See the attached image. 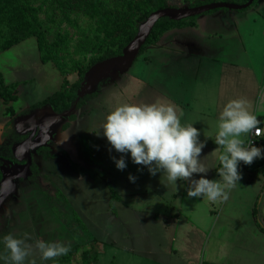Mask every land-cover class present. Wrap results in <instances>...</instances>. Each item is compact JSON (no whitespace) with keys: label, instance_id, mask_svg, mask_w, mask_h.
Listing matches in <instances>:
<instances>
[{"label":"rangeland","instance_id":"1","mask_svg":"<svg viewBox=\"0 0 264 264\" xmlns=\"http://www.w3.org/2000/svg\"><path fill=\"white\" fill-rule=\"evenodd\" d=\"M167 1L173 7H189L195 0ZM33 2L38 9L47 50L54 54L72 81L78 77L77 70L95 56L96 44L103 39L119 40L118 36L112 35L113 15L121 17L123 27H131L135 14L133 7H144L143 0ZM247 10L264 12V0H256L248 9H220L222 12ZM37 52L35 38H29L0 53V72H4L9 81L21 83L16 101L4 103L0 99V155L10 156L15 142L21 138L15 131L16 121L30 115L33 104L59 89L58 71L51 64L41 66ZM141 57L142 54L126 72L112 74L95 97L75 109L73 118L60 117L51 126L48 148L40 153L33 150L32 174L18 180L15 191L0 199V237L11 233L20 238L28 234L32 240H60L69 244L68 253L56 257L55 264H84L82 253L92 246L99 250L100 264L261 262L264 258L263 188L257 196L255 218L249 215L243 202L251 195L249 188L235 193L237 200L233 195L215 202L188 198L187 181L169 184L161 173L151 175L146 166L132 163L129 154L114 149L109 151L106 138L95 134L100 132L105 115L117 107H112V101H99L102 90L135 71ZM52 77H56L54 82ZM262 97L264 99V95ZM262 97L259 107L264 106ZM121 100L118 103L121 104ZM258 100L254 98L251 113L257 110ZM259 107L258 116L261 113ZM217 147L202 149L200 154V158L206 156L204 162L209 167L206 178L210 180L219 179L212 164L216 156L211 154ZM46 151L53 157L45 159L43 153ZM121 155L126 167L118 170L112 157L119 159ZM263 159H254L250 165H245L241 176H247ZM74 167L104 171L120 195L112 209H109L110 192L106 182L78 174ZM129 175L135 180L130 181ZM201 175L205 174H193L192 178L198 179ZM0 255H7L2 244ZM33 256L39 264V253L35 249Z\"/></svg>","mask_w":264,"mask_h":264},{"label":"crops","instance_id":"2","mask_svg":"<svg viewBox=\"0 0 264 264\" xmlns=\"http://www.w3.org/2000/svg\"><path fill=\"white\" fill-rule=\"evenodd\" d=\"M259 12L217 11L202 14L196 19L194 27L165 32L156 44L147 47L134 73L125 74L118 83L104 87L103 98L100 97L99 101H112V107L142 102L171 104L182 124L193 123L200 130L199 140L205 142L203 149H206L216 147L213 141L215 122L227 101L243 98L250 112L254 98H259L253 114L261 121L258 126L264 131V106L259 107L264 95V12ZM36 45L38 49L37 40ZM37 61L41 66L51 64L41 62L39 49ZM2 74L6 84L13 83L14 80L9 81L5 73ZM59 75L58 90L63 82V77ZM53 78L56 77H52L54 82ZM68 80L72 83L76 79ZM109 93L112 94L106 96ZM120 99L121 104L118 103ZM258 107L261 110L259 116ZM204 132L209 137H205ZM248 137L242 134L241 138L246 141ZM212 164L217 173L218 159H213ZM243 168L238 172L241 173ZM263 187L264 179L250 180L248 173L229 190L228 197L234 196L240 189L249 188L251 195L247 201L242 200L249 215L253 216L252 210ZM256 264H264V258Z\"/></svg>","mask_w":264,"mask_h":264},{"label":"clouds","instance_id":"3","mask_svg":"<svg viewBox=\"0 0 264 264\" xmlns=\"http://www.w3.org/2000/svg\"><path fill=\"white\" fill-rule=\"evenodd\" d=\"M247 101L243 98L227 101L220 110L215 122L214 143L218 147L211 153L216 156L219 179L206 178L209 167L205 157L200 158L204 141L199 140L200 130L193 123L182 124L176 109L171 104H123L109 111L101 124L97 135H103L109 144V151L114 149L121 154H129L132 163L147 167L151 175L158 172L169 184L178 180L188 182V198H206L210 202L217 199L227 200L229 190L241 179L238 164L250 165L254 159L264 158L261 147L248 139L247 144L242 134L260 135L261 123L257 116L249 112ZM205 137H209L204 132ZM218 151V155H217ZM208 156V155H207ZM115 167H126L124 156L112 157ZM193 174L201 175L194 179ZM129 180L135 177L129 175ZM162 183V181H161ZM7 255H0L3 264H37L33 250L39 253V264H46L55 258L66 255L70 245L60 240H32L31 236L15 237L11 233L0 237Z\"/></svg>","mask_w":264,"mask_h":264},{"label":"trees","instance_id":"4","mask_svg":"<svg viewBox=\"0 0 264 264\" xmlns=\"http://www.w3.org/2000/svg\"><path fill=\"white\" fill-rule=\"evenodd\" d=\"M219 1V0H218ZM223 2H233L237 4H245L249 0H221ZM144 7L139 8L137 6L133 7L135 11L134 17L132 19L133 25L125 26L122 25L121 17L113 15V29L112 35L118 36L119 40L117 42H110L108 40H101L97 46H95L96 54L91 58L87 64H84L81 68L77 70L78 77L74 82L68 80V74L66 70L62 67L60 62L55 58L54 54H51L47 50L46 43L44 42V36L41 34V28L38 21V9L34 6L33 0H0V53L4 52L13 46L29 39L35 38L37 40L40 60L42 63H51L52 66L59 71L63 77V82L60 90L52 93L47 96L44 100L33 104L32 109H39L44 106H49L54 113H62L70 109L76 102L78 98V92L81 88V84L84 81L85 74L88 69L104 59L120 55L123 48L135 37L138 26L143 22L152 12L167 8L173 7L168 3L167 0H143ZM217 2L216 0L210 1H200L195 0L190 3L189 7H195L207 3ZM256 3V0L253 1L252 7ZM246 8V9H248ZM220 11V9H215L204 14L214 13ZM199 16H194L191 18L175 21L170 20L169 18L160 19L155 26L153 27L149 37L147 38L145 44L142 46L139 56L143 54L147 47L150 45L156 44L161 36L175 28H184V27H194L196 25V19ZM101 82L96 91L92 94L86 95L84 98L79 99L76 104V110L80 109L87 101L95 97L100 90V86L106 82ZM20 82H13L6 84L4 81L3 74L0 72V99L4 103L14 102L18 99L19 86ZM75 115L72 113L69 117L73 118ZM66 126H64L65 128ZM5 135V134H4ZM260 147L264 142V136L259 139ZM47 146H41L37 151L46 150ZM45 159L52 158L53 155L49 154L48 151L43 153ZM219 162L216 166V169L219 168ZM34 168H32L33 171ZM76 173L81 175H89L91 178H101L103 179L110 192V203L109 209H112L113 202L120 200V195L116 192L113 185L107 180L106 174L102 170L98 169H85V168H76L74 167ZM264 178V161L256 165L252 170L249 171V179L253 178ZM1 178V173H0ZM264 188V187H263ZM257 202L253 209V216L256 217ZM99 250L96 246H92L90 249L82 253V258L84 264H100L98 261ZM202 264H217L213 262H202Z\"/></svg>","mask_w":264,"mask_h":264},{"label":"water","instance_id":"5","mask_svg":"<svg viewBox=\"0 0 264 264\" xmlns=\"http://www.w3.org/2000/svg\"><path fill=\"white\" fill-rule=\"evenodd\" d=\"M254 0H249L245 4H237L233 2H212L195 7H167L152 12L138 26L135 37L123 48L122 53L97 62L91 66L85 74L84 81L78 92V98L75 104L62 113H54L49 106L37 109L28 116L19 118L16 121L18 131L23 133L24 126L32 131L31 136L23 142L17 143L13 148V155L20 159V153L26 157L28 162L24 166L9 167L4 169L0 186V199L3 200L14 189V180L16 178H27L30 175L31 151L42 145H46L51 140L50 128L60 118L70 116L76 108L79 99L96 91L98 85L108 79L114 73L126 72L139 56L142 46L145 44L155 24L162 18L170 20H183L194 16H200L206 12L215 9H231L243 10L251 6ZM38 130L37 136L33 139L35 132Z\"/></svg>","mask_w":264,"mask_h":264},{"label":"flooded vegetation","instance_id":"6","mask_svg":"<svg viewBox=\"0 0 264 264\" xmlns=\"http://www.w3.org/2000/svg\"><path fill=\"white\" fill-rule=\"evenodd\" d=\"M37 109H33L29 114H31V113H33V112H35ZM23 130H24V132H26V133H21V132H19L18 131V128H17V126H16V123H15V131L17 132V133H19L20 134V136H21V138H20V140H18L17 142H15L16 144L17 143H20V142H23L24 140H26V139H28L30 136H31V134H32V131L31 130H28L27 129V127H23L22 128ZM37 134H38V130L35 132V134H34V136L32 137L33 139L37 136ZM48 144V143H47ZM47 144L46 145H42V146H47ZM15 145V144H14ZM41 147V146H40ZM40 147H38L35 151H37ZM13 148H14V146H13ZM33 152L34 151H31V165H30V174H32V168H33V164H34V161H33ZM21 158L20 159H17L14 155H13V150H12V154H10V156L9 155H4V154H2V155H0V173H1V178H0V184H1V181H2V177H3V171H4V169H6V168H9V167H17V166H24V165H26L27 164V162H28V160H27V158L25 157L24 158V155L22 154V153H20V155H19ZM18 180H21V178H16L15 180H14V189H13V191H12V193L15 191V185H16V182L18 181ZM1 186V185H0ZM7 198V197H6Z\"/></svg>","mask_w":264,"mask_h":264},{"label":"built area","instance_id":"7","mask_svg":"<svg viewBox=\"0 0 264 264\" xmlns=\"http://www.w3.org/2000/svg\"><path fill=\"white\" fill-rule=\"evenodd\" d=\"M259 127V126H258ZM260 129H261V133H260V135H249V137L247 138V140L245 141V144H247V141H248V139H251L252 141H253V144L255 145V146H259L260 147V141H259V139L261 138V137H263L264 136V131H263V129L260 127ZM245 166V164H243V162H240L239 164H238V169H241V168H243Z\"/></svg>","mask_w":264,"mask_h":264}]
</instances>
